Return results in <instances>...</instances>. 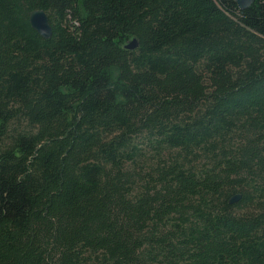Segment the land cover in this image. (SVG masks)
I'll use <instances>...</instances> for the list:
<instances>
[{
    "label": "trees",
    "instance_id": "trees-1",
    "mask_svg": "<svg viewBox=\"0 0 264 264\" xmlns=\"http://www.w3.org/2000/svg\"><path fill=\"white\" fill-rule=\"evenodd\" d=\"M0 264H264V0H0Z\"/></svg>",
    "mask_w": 264,
    "mask_h": 264
},
{
    "label": "water",
    "instance_id": "water-1",
    "mask_svg": "<svg viewBox=\"0 0 264 264\" xmlns=\"http://www.w3.org/2000/svg\"><path fill=\"white\" fill-rule=\"evenodd\" d=\"M240 9L250 6L254 0H234ZM29 22L32 28L38 32L42 37H49L51 35V25L47 13L43 9H34L29 13ZM137 46V41L132 38L125 45L126 48L133 49ZM240 194H235L230 198V202L236 201Z\"/></svg>",
    "mask_w": 264,
    "mask_h": 264
}]
</instances>
